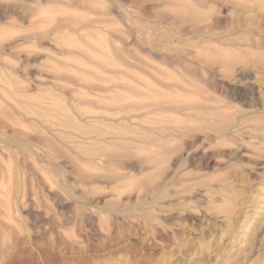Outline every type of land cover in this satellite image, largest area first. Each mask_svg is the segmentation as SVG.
<instances>
[{
    "label": "rangeland",
    "instance_id": "obj_1",
    "mask_svg": "<svg viewBox=\"0 0 264 264\" xmlns=\"http://www.w3.org/2000/svg\"><path fill=\"white\" fill-rule=\"evenodd\" d=\"M0 264H264V0H0Z\"/></svg>",
    "mask_w": 264,
    "mask_h": 264
}]
</instances>
